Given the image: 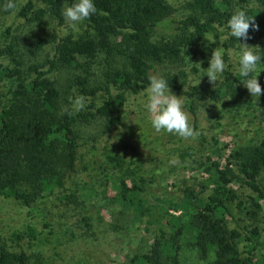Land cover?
<instances>
[{"label": "trees", "instance_id": "1", "mask_svg": "<svg viewBox=\"0 0 264 264\" xmlns=\"http://www.w3.org/2000/svg\"><path fill=\"white\" fill-rule=\"evenodd\" d=\"M248 1L192 0L188 2L187 14L172 17L165 0H93L96 13L83 21L84 32L74 37L62 31L66 24L62 11L75 0H25L16 16L25 22L53 18L54 45L44 63L32 61L25 67L11 27L0 32V55L8 57L12 64L11 68L0 69V196L31 207L44 194L64 187L78 172L81 154L76 127L101 118L107 128H112L110 131L121 130L126 93L149 88L150 75L163 76L169 81L170 90L186 99L195 129L200 125V100H242L246 88L242 87L245 78L240 72L225 69L223 80L214 87L188 83L185 68L187 58H196L200 66L208 68L213 50H222L224 60H229L228 50L240 41L229 36L227 27L237 8L254 15L259 29L264 30V0H255L258 6L254 8H248ZM160 27L163 34L153 39L155 29ZM255 31L250 28L247 41ZM45 41L36 42L35 47L38 49ZM259 54L258 64L264 65V43ZM118 58L122 66L114 65ZM98 59L102 64L99 81L92 80V68ZM166 63L176 64L178 69L172 74L160 73ZM64 69L69 73L65 85L60 80ZM3 77L15 81L6 103L1 87ZM71 89L73 95L86 101V110L71 109ZM97 96H102L99 105L95 104ZM218 143L212 136L208 155L201 162L208 174L203 188L210 184L209 192L201 200L186 186L185 197L168 204L178 214L167 211L154 220L153 207L147 206L143 196L144 177H133L131 173L110 179L115 189L112 203L120 207L118 213L125 216L127 226L147 216L155 229L148 251L135 254L125 264H186L184 252L188 244L198 254L195 264H264V137L257 142H237L224 165L218 158L223 157V146ZM108 159L121 167L119 160L115 162L111 156ZM233 179H239L255 193L251 199L254 210L248 212L251 217L261 215V230L244 228L250 247L246 256H241L237 248L240 233L226 222L227 215L232 217L231 204L237 201L238 206L242 205L230 185ZM29 234L34 235L30 230ZM24 238L27 237L22 233L12 232L17 251L0 248V264L30 263L32 255ZM34 258V264H39V258Z\"/></svg>", "mask_w": 264, "mask_h": 264}, {"label": "rangeland", "instance_id": "2", "mask_svg": "<svg viewBox=\"0 0 264 264\" xmlns=\"http://www.w3.org/2000/svg\"><path fill=\"white\" fill-rule=\"evenodd\" d=\"M24 1L13 0L16 8L9 11L4 10L7 0L0 3V32L11 27L26 67L32 61L44 63L54 45L51 36L56 21L48 16L39 22L20 19L16 12ZM190 1L192 0H165L172 17L187 14ZM37 5L43 6L41 3ZM247 5L248 8L258 6L255 0L248 1ZM85 28L83 21L74 28L66 23L62 31L77 37ZM163 31L161 27L156 28L153 39H157ZM43 39L46 41L37 49L35 43ZM245 42L252 46L259 45V50L264 43V30H256L249 41L241 38L228 50L229 60H224L226 70L240 72V43ZM1 44L0 37V46ZM186 61L188 83L213 86L206 75L207 68L200 66L196 58H187ZM122 63L118 58L114 65L122 66ZM11 67L9 58L0 55V69ZM177 69L178 65L166 63L159 72L172 74ZM258 69H264V65L258 64ZM92 71V80L99 81L102 77L101 59L94 64ZM60 74V80L65 85L69 78L68 70L64 69ZM222 80L221 75L220 82ZM258 80L262 87V95L258 100L251 96L244 85L242 87L246 88V93L242 100L224 99L218 103L200 100L197 105L200 125L196 129L200 135L195 139H184L165 131L157 133L146 108L148 88L137 93L128 91L121 107V130L113 128L110 131L112 128H107L105 120L101 118L76 127L80 136L81 157L78 172L65 182L64 187L44 194L31 207H26L13 198L0 196V248L9 252L17 251L12 232L18 231L27 237L24 238V243L28 245V252L32 255L29 264H34V257L39 258V264H125L135 254L147 252L153 241L154 225L148 223L147 216H143L141 220L131 221L127 226L125 216L118 213L120 207L112 203L115 189L110 179L131 173L133 177H144L146 183L143 196L147 206L153 207L154 220L167 211L179 213L168 204L181 201L185 197L186 186L193 189L199 199L204 200L211 185L203 188L208 174L203 171L201 162L208 155L212 136L215 135L218 145L223 146V157H218L222 165L226 163L227 154L237 142H257L264 137V70ZM220 82L217 81V85ZM1 83L6 103L15 81L12 77H3ZM171 92L180 96L187 111L186 99L175 91ZM68 96L71 109L86 110L77 108L75 102L82 97L76 93L73 95L72 89ZM101 100L102 96H97L95 104L99 105ZM239 103L243 106H239ZM190 123L192 124L191 117ZM110 156L115 158V162L119 160L121 167L109 161ZM173 159L178 160V163H171ZM230 185L242 205L238 206L237 201L231 204L232 217L227 215L226 222L229 228L240 233L237 248L241 256H246L250 247L245 241L248 233L244 228L248 226L261 230V215L253 219L248 213L254 210L251 200L255 197L254 192L239 179H233ZM128 215L132 216L130 211ZM29 230L33 232V236L29 234ZM186 247V264L198 263L199 257L194 247L191 244ZM255 252L252 251L256 254Z\"/></svg>", "mask_w": 264, "mask_h": 264}, {"label": "clouds", "instance_id": "3", "mask_svg": "<svg viewBox=\"0 0 264 264\" xmlns=\"http://www.w3.org/2000/svg\"><path fill=\"white\" fill-rule=\"evenodd\" d=\"M16 8L13 0H7L4 10L9 11ZM97 11L93 0H75L70 6H65L62 16L70 27H76L80 22L89 18ZM229 36L237 40L250 39L249 30H259L254 15H249L245 9L237 8L227 21ZM242 55L240 57V75L245 79L242 81L252 97L258 98L262 95V87L258 77L262 70L258 69L261 60L259 45H249L246 42L240 43ZM260 47V46H259ZM224 53L221 50H213L206 75L214 87L225 71L227 65L223 59ZM148 102L146 108L150 113L152 127L157 133L165 131L170 134H177L184 139H195L200 133L190 123V114L184 109L180 96L170 91L169 81L161 75L149 76ZM200 82V81H199ZM199 84V83H198ZM230 99V98H228ZM77 108L84 107L83 98L76 102ZM219 108V106L217 105ZM171 163H178L173 159Z\"/></svg>", "mask_w": 264, "mask_h": 264}]
</instances>
